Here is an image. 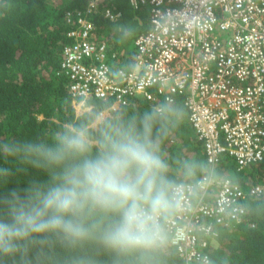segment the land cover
<instances>
[{"label": "built area", "instance_id": "1", "mask_svg": "<svg viewBox=\"0 0 264 264\" xmlns=\"http://www.w3.org/2000/svg\"><path fill=\"white\" fill-rule=\"evenodd\" d=\"M98 1L76 14L64 49L61 66L75 109L110 101L100 114L105 119L136 98L158 105L181 96L211 168L224 156L238 170L264 160V0H129L134 10L147 9L150 22L135 40L131 70H114L115 56L93 40L88 17ZM119 17L105 13L112 22ZM174 188V214L162 216L161 225L182 264H211L219 229L240 224L245 202L264 195V184L245 191L212 174Z\"/></svg>", "mask_w": 264, "mask_h": 264}, {"label": "clouds", "instance_id": "2", "mask_svg": "<svg viewBox=\"0 0 264 264\" xmlns=\"http://www.w3.org/2000/svg\"><path fill=\"white\" fill-rule=\"evenodd\" d=\"M118 30L124 39L133 34L126 22ZM182 117L165 98L95 136L74 124L42 137L0 138V264H41L56 243L70 251L96 244L118 264H151L166 243L161 217L176 206L159 141ZM90 260L77 254L67 264Z\"/></svg>", "mask_w": 264, "mask_h": 264}, {"label": "trees", "instance_id": "3", "mask_svg": "<svg viewBox=\"0 0 264 264\" xmlns=\"http://www.w3.org/2000/svg\"><path fill=\"white\" fill-rule=\"evenodd\" d=\"M96 0H0V138L42 137L74 124H86L95 136L104 127L119 124L131 114H140L155 103L135 99L116 112H111L96 126L100 114L109 109L110 101L90 100L88 109L77 114L69 92L70 79L62 69L64 49L72 43L69 34L77 25V15L87 12ZM119 14L116 22L105 18L106 11ZM73 13L72 22L67 14ZM95 25L94 41L106 44L114 70H131L135 63V40L150 28L149 13L142 7L134 10L129 0H99L88 17ZM133 27L131 37H121L118 26ZM174 103L183 108V117L167 125L160 143L161 158L168 165L171 184L196 183L204 175L218 180L231 179L243 190L264 184V160L243 170L224 156L214 169L208 163L203 141L189 122L184 98ZM38 176H18L17 185ZM246 214L240 224L219 229L217 246L210 250L211 264H264V195L245 202ZM175 207L164 214H174ZM165 232V230H164ZM166 243L153 256L151 264H182L165 232ZM91 257L88 264H118L112 253L96 244L70 251L60 244L45 250L41 264H67L72 255Z\"/></svg>", "mask_w": 264, "mask_h": 264}, {"label": "rangeland", "instance_id": "4", "mask_svg": "<svg viewBox=\"0 0 264 264\" xmlns=\"http://www.w3.org/2000/svg\"><path fill=\"white\" fill-rule=\"evenodd\" d=\"M76 112H77V114H82L83 112H84V110L83 109H81V108H79V107H77V109H76ZM102 120H104V119H102V118H99L94 124H93V126H96L100 121H102Z\"/></svg>", "mask_w": 264, "mask_h": 264}, {"label": "crops", "instance_id": "5", "mask_svg": "<svg viewBox=\"0 0 264 264\" xmlns=\"http://www.w3.org/2000/svg\"><path fill=\"white\" fill-rule=\"evenodd\" d=\"M134 46H135V43H134ZM95 125V124H94Z\"/></svg>", "mask_w": 264, "mask_h": 264}]
</instances>
